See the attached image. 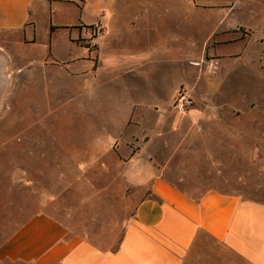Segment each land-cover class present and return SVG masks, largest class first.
<instances>
[{"label":"rangeland","instance_id":"1","mask_svg":"<svg viewBox=\"0 0 264 264\" xmlns=\"http://www.w3.org/2000/svg\"><path fill=\"white\" fill-rule=\"evenodd\" d=\"M103 1L76 40L87 49L78 61L0 34V243L43 210L113 247L119 215L124 223L147 192L129 177L162 165L193 196L215 188L264 203V23L228 11L227 0ZM138 22L153 24L154 49L129 43L146 28ZM178 93L192 100L184 114ZM193 109L214 116L192 127L213 137L186 147L191 126L171 124ZM207 146L209 156L199 151Z\"/></svg>","mask_w":264,"mask_h":264},{"label":"crops","instance_id":"2","mask_svg":"<svg viewBox=\"0 0 264 264\" xmlns=\"http://www.w3.org/2000/svg\"><path fill=\"white\" fill-rule=\"evenodd\" d=\"M227 1L228 11L243 10L246 17L264 23V0ZM32 3L33 0H0V34H19L22 44L34 49L39 45L45 55L50 52L60 60H81L87 49L77 46L76 40L89 34L84 33V25L97 18L101 8L105 9V2L84 0L81 6L63 5L59 0ZM70 9L74 10L71 18L60 17ZM228 14L231 22L236 23V16ZM145 24L146 28L136 27L129 43L152 50L153 24L137 23ZM50 25L54 26L51 33ZM193 110L196 111L192 115L188 112L178 116L171 124L173 129L185 123L191 126L182 132L188 140L186 147H195V142L204 144L213 137L208 130L192 127L211 122L214 116L201 109ZM208 147L199 151L209 156L214 150ZM167 168L162 165L157 173H132L129 177L134 185L146 184L147 192L135 203L124 223L119 215L121 230L115 246L103 247L39 210L3 239L0 259L24 264H264L263 202L215 188H206L193 196L175 185Z\"/></svg>","mask_w":264,"mask_h":264},{"label":"built area","instance_id":"3","mask_svg":"<svg viewBox=\"0 0 264 264\" xmlns=\"http://www.w3.org/2000/svg\"><path fill=\"white\" fill-rule=\"evenodd\" d=\"M192 106V100L184 93H178V96L175 99V107L180 114L187 112Z\"/></svg>","mask_w":264,"mask_h":264},{"label":"trees","instance_id":"4","mask_svg":"<svg viewBox=\"0 0 264 264\" xmlns=\"http://www.w3.org/2000/svg\"><path fill=\"white\" fill-rule=\"evenodd\" d=\"M53 29H54V26L50 25V33L53 31ZM85 47L87 48L88 46H85Z\"/></svg>","mask_w":264,"mask_h":264}]
</instances>
